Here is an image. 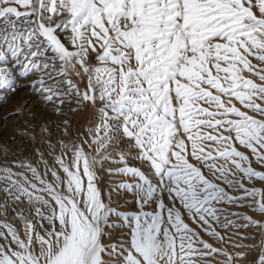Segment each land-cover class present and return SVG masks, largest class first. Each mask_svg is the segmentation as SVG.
<instances>
[{
	"label": "snow or ice",
	"instance_id": "obj_1",
	"mask_svg": "<svg viewBox=\"0 0 264 264\" xmlns=\"http://www.w3.org/2000/svg\"><path fill=\"white\" fill-rule=\"evenodd\" d=\"M23 88L60 138L3 146L0 264H264V0H0Z\"/></svg>",
	"mask_w": 264,
	"mask_h": 264
},
{
	"label": "bare ground",
	"instance_id": "obj_2",
	"mask_svg": "<svg viewBox=\"0 0 264 264\" xmlns=\"http://www.w3.org/2000/svg\"><path fill=\"white\" fill-rule=\"evenodd\" d=\"M23 97H24V99L22 98V100L28 101V103H27V105H29L28 115H20V116L16 117L17 119H15L13 121V119H11L10 117H11L12 113H14V112L5 111L4 109H2L0 107V124L5 123V122H10V121L17 122V123H27L30 127H32L34 124L43 125V126L45 124H49L52 127V136L57 139V137L60 133L56 130L55 124L58 122L59 118L56 117L55 115L51 114L49 109L45 108L41 104L38 97L31 95L29 89H27V91L25 93H23ZM21 103H22V101H21ZM9 104H10V102H9ZM10 109H11V107H10ZM30 116L32 117L31 120L29 119ZM27 130H29V129H27ZM30 130H32V129H30ZM0 131H1V129H0ZM26 141H28L27 138H20L17 135H13L12 137H10L9 139L5 140L2 143L0 141V154L3 153V146L4 145H6L11 151H13L14 149H17L18 147H24L25 149H29L32 151L33 149L28 147V144L26 143ZM54 141L55 140H53V143H54ZM35 146L37 148H42L43 143L42 144L35 143ZM32 157H33L32 160L35 163L36 157L34 155ZM111 167H113V166H111ZM105 177H107V176H105Z\"/></svg>",
	"mask_w": 264,
	"mask_h": 264
},
{
	"label": "rangeland",
	"instance_id": "obj_3",
	"mask_svg": "<svg viewBox=\"0 0 264 264\" xmlns=\"http://www.w3.org/2000/svg\"><path fill=\"white\" fill-rule=\"evenodd\" d=\"M27 91V88H23L20 90V92L18 93V95H8L7 93H4L3 95L4 96H7V99L4 100L2 103H0V107L2 109H4L5 111H10V112H15L17 109L21 108L22 105H24V102L25 100H22V98L24 99L23 97V93H25ZM22 101V103H21ZM10 102V104H9ZM7 103V104H6ZM4 104V105H3ZM9 105V106H8ZM11 107V109H10ZM6 108V109H5ZM28 108H29V105H24L23 107V113L22 115H28ZM16 115H11V119H13V121L15 119H17ZM9 118V119H10ZM85 120H86V117L82 118L80 120V126H78L76 128L77 131H80L81 130V127L83 126V124L85 123ZM13 121H10V122H5V123H2L0 124V141L1 143L4 142L5 140L9 139L10 137H12L13 135H17L18 137L20 138H27L29 140V138L32 136V135H35L36 136V141L35 143H39V144H42L43 143V138L41 137V134H40V129L43 127V125H36L34 124L32 127H28L27 130L24 126L25 124L27 123H17V122H13ZM22 124V125H21ZM20 125V126H19ZM24 125V126H23ZM19 126V127H18ZM24 128H23V127ZM36 127V128H35ZM32 129V130H30ZM21 131H28L30 132L29 133V136L28 137H25V136H21L19 135L18 133L21 132ZM60 135V134H59ZM58 135L57 139L60 138V136ZM55 143V141H54ZM21 150V147H18L17 149H14L12 152L13 153H17V152H20ZM33 150H29V149H26V154H29V153H32ZM15 158V157H14ZM33 158V157H32ZM112 165H108V167H111ZM109 179H115L117 181H120V182H123L122 178H119V177H116V178H110V177H105V180H109ZM251 214V213H250ZM254 219H259V217H253ZM248 235H251V233H246ZM231 251V249H230ZM251 258V257H250ZM237 264H246V262H237Z\"/></svg>",
	"mask_w": 264,
	"mask_h": 264
}]
</instances>
